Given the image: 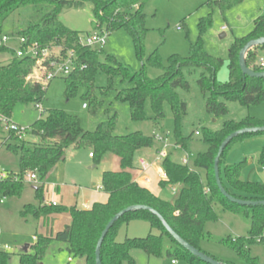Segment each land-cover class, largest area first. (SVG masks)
<instances>
[{"label": "trees", "instance_id": "1", "mask_svg": "<svg viewBox=\"0 0 264 264\" xmlns=\"http://www.w3.org/2000/svg\"><path fill=\"white\" fill-rule=\"evenodd\" d=\"M148 0H0V38L9 34L15 38H25V44H37L38 49L60 48L65 57L67 52L75 54V67L71 73L62 77L65 80V95L69 98L76 95L79 88L86 92L83 99L88 102L94 113L102 104L94 94V79L97 71H103L108 77V85L102 92L113 89V79L120 77L126 86L116 92V98L127 103L132 120H146L145 103L150 101L153 120L163 118V105L168 103L173 114L174 145L186 149V142L191 135L182 132V120L186 113V104L179 98L177 90H189V82L185 71L192 73L195 68L201 69L197 86L206 96V110L214 116L225 114L227 108L218 98L236 101L249 106L264 102V78L243 76L238 65L240 49L251 39L264 36V13L254 21L252 30L245 36L234 38L228 49V78L224 82L217 81V73L223 65V59L209 54L203 44V36L211 26V15L199 19L197 23V40L190 44L186 56L172 54L167 65L162 66L156 51L146 61L152 66L161 68L162 74L149 78L145 74L144 64L138 71L117 61L115 57L105 56L100 60L102 51L98 47H88L79 43L80 32L63 26L58 16L63 9L81 8L85 3L92 5L94 30H104L108 34L118 29H125L132 37L138 50L141 49L147 28L145 26L144 6ZM241 0H209L208 5H218L221 10ZM19 8H27L33 13L32 19L11 33H4L3 22ZM254 47L245 56L248 68L264 70L259 62H255ZM0 53H8L10 59L0 62V116L10 118L14 106L18 103L39 104L46 91L40 82L31 76L35 67V59L29 56L17 58L13 50L0 46ZM54 58L48 56L44 60L47 65ZM85 104V103H83ZM107 119L100 122L94 130H84L79 119L62 110L50 109L44 117L36 119L28 128L26 135L37 140L18 139L9 132V141H3L6 149L14 153L19 161V173H7L0 180V198L18 196L21 192L24 174L36 173L40 181L47 178L55 166L65 160L68 147H88L95 162L103 161L108 155L119 160L118 170L103 171L100 178L101 189L107 194L106 202H94L89 208L71 206H51L44 203L42 185L35 189L38 205L27 204L21 215H32L36 219L46 220L53 214L66 213L69 222L53 235L39 234L30 250L18 255V264H43L49 246L54 242L66 245L68 258L82 259L84 264H95V247L97 240L107 222L119 211L129 206L145 205L162 216L169 227L183 240L193 247L200 248L204 236V224L216 219L214 205L224 211H231L249 222L246 236L227 238L226 244L238 254L248 257L249 245L264 244V205L240 206L228 201L216 186L213 161L217 149L223 139L230 133L249 127L264 126V118L246 116L238 121H224L217 130H205L203 142L206 150L192 159V164H182L170 157L162 159L160 167L166 179L159 185L178 186L176 195L166 200L153 194L148 188L136 180L138 167L135 165L136 154L143 148L153 145L154 137L146 136L140 131L126 135L113 134L117 122V113L112 108L106 110ZM264 132L245 133L233 138L224 148L219 161V175L225 191L238 199L264 200V182H249L240 178L242 162L222 165V158L227 147L237 141ZM257 162L264 166V140ZM202 172V173H201ZM131 221L147 222L150 232L144 237L116 240L121 227ZM155 232V233H153ZM168 238L175 246L167 250L168 256L181 257L190 264H207L191 255L179 246L164 229L160 220L144 210H134L123 214L107 231L100 246L101 264H134L132 250L140 249L148 256H158L163 249L164 238ZM212 257V256H210ZM215 260L223 264L229 262ZM10 253L0 252V264H8ZM249 264H256L248 257Z\"/></svg>", "mask_w": 264, "mask_h": 264}, {"label": "rangeland", "instance_id": "2", "mask_svg": "<svg viewBox=\"0 0 264 264\" xmlns=\"http://www.w3.org/2000/svg\"><path fill=\"white\" fill-rule=\"evenodd\" d=\"M209 0H148L144 6L145 34L141 49L138 50L132 37L125 29H118L105 36L104 44L98 47L102 53L100 60L105 56H112L117 61L126 65L131 72L138 71L144 64L145 74L149 78H156L162 74V69L147 63V57L156 51L162 66L167 65L170 55L179 54L186 56L190 50V44L197 40V23L200 18L211 15V26L204 34L202 40L205 50L212 56L223 59V65L217 73V81L224 82L228 78L227 57L228 49L234 38L247 35L254 26L255 19L264 13V0H241L221 10L218 5H208ZM27 8H19L3 22V32L11 33L22 28L27 21L32 19L33 13ZM59 22L70 30L86 35L94 31V18L92 5L85 3L81 8L63 9L59 16ZM96 30V29H95ZM224 33V36H221ZM255 62L263 59L264 45L255 49ZM53 56H61L60 48L52 46L46 52ZM10 59L8 53H0V62L6 63ZM36 65L31 75L36 76ZM264 68V65H263ZM189 90H177L179 98L186 104V113L182 120V132L191 135L186 142V149L174 150L173 114L168 103L163 105V118L154 121L150 101L145 103L146 120L135 121L130 117L127 103L116 98V92L126 85L121 83L120 77L113 79V89L102 92L108 85L107 75L99 70L95 74L94 94L102 100V105L92 113L88 102L83 99L86 92L79 88L76 95H65V80L62 77L54 78L49 82L44 93V98L39 104L18 103L14 106L9 123L27 129L36 119L44 117L50 109L62 110L79 119L84 130L92 131L100 123L107 119L106 110L112 108L117 113V122L113 134L126 135L140 131L146 136L158 134L168 143L167 152L175 161H180L187 152L190 155L189 165L198 153L206 150L203 142L205 130H217L224 121H238L246 116L264 118V102L244 106L236 101H227L218 98L227 108L225 114L214 116L206 110V96L197 86V79L201 69L195 68L188 74ZM85 103V107H83ZM198 132L199 134H195ZM9 132L0 122V172L19 173L18 157L7 150L3 141H9ZM26 140L35 141L36 138L26 135ZM263 145V135L257 134L245 138L242 141L231 143L222 158V165H231L242 162L240 178L249 182H264V166L257 162V158ZM162 143L154 139L153 145L143 148L136 154L135 164L143 159L147 168L137 176L139 183L144 184L153 194L166 200H171L176 192H172L171 186L161 187L162 179L160 161L156 159L157 149ZM88 147H68L65 152V161L58 164L54 171L55 184L30 180L28 174L22 177L23 186L18 196H6L0 198V243L8 245L10 260L8 264H18V255L24 251L26 245H32L36 240L34 236L42 233L41 221L32 215H21V211L27 204L38 205L35 189L42 185V197L48 204L53 199L57 206L76 205L78 208L90 207L94 202H106L107 195L100 186V178L103 171L118 170L120 167L117 158L108 155L103 161L95 162L89 157ZM114 160L111 161V159ZM202 173V172H201ZM144 179H147L145 181ZM51 182V181H50ZM58 186V189H56ZM54 187V188H52ZM87 204V205H86ZM216 219L204 224V236L200 241V248L221 261L230 264H249L248 257L253 258L256 264H264V244L249 245L248 257L238 254L227 244V238L246 236L249 230L247 219L231 212L224 211L218 205H214ZM58 216V215H57ZM53 218V221L56 220ZM53 221L51 222L53 224ZM150 232L147 222L131 221L121 227L116 240L121 242L125 237H144ZM155 233V232H153ZM174 244L168 238H164L163 249L158 256H148L140 249H134L131 255L134 264H190L186 259L168 256L167 250H172ZM66 245L54 241L48 248L43 264H84L82 259L73 258L67 262L68 254ZM30 250V248H28ZM172 261H174L172 263Z\"/></svg>", "mask_w": 264, "mask_h": 264}, {"label": "built area", "instance_id": "3", "mask_svg": "<svg viewBox=\"0 0 264 264\" xmlns=\"http://www.w3.org/2000/svg\"><path fill=\"white\" fill-rule=\"evenodd\" d=\"M108 33L104 30H94L86 35H81L79 38V43L81 45H85L88 47H100L104 44L105 36ZM26 40L25 38H15L14 36H11L9 34H3L0 38V46L6 47L10 50H13L14 56L17 58H22L25 56H29L31 58L35 59V65H36V71L37 74L35 77L32 75L33 79H36L40 82L42 85V88H45L51 80L57 77H64L71 73V71L74 69L76 61H75V54L72 51L67 52L65 57L62 56H54L52 60H49L48 64L46 65L44 63V60L48 58V56L52 55L51 53L46 54L47 50L44 49H38L37 44H25ZM259 64L261 66L264 65L263 59L259 60ZM83 107H85V104H83ZM0 122L4 124V128L8 132H13L18 139H24L26 136L27 129H22L18 125L9 123L8 118H5L3 116H0ZM195 134H199L198 132H195ZM154 139L158 142L162 143V147L157 150V156L156 159L160 162L163 158H165L168 155L167 147L168 143L165 138L158 134H154ZM174 150H182L184 151L179 145H173ZM185 154L181 157L180 162L182 164H188L190 155L187 152H184ZM91 156V154H90ZM140 167L142 169H145L148 164L144 160L139 161ZM163 176L166 178V176L163 174ZM7 177V173L0 172V180H3ZM28 178L30 180H36L37 175L34 172H30L28 174ZM174 192V188L172 189ZM51 206H56L57 203L55 201H50L48 203ZM34 240H36V237H33ZM9 249L8 245H2L0 243V252H7ZM71 259L67 258V262H70ZM174 262V261H173ZM68 264V263H66Z\"/></svg>", "mask_w": 264, "mask_h": 264}, {"label": "water", "instance_id": "4", "mask_svg": "<svg viewBox=\"0 0 264 264\" xmlns=\"http://www.w3.org/2000/svg\"><path fill=\"white\" fill-rule=\"evenodd\" d=\"M225 34L222 33L221 36H224ZM264 45V36L263 37H259L256 39H251L249 40L239 51L238 54V65L241 71V74L243 76H249V77H255V78H264V70L261 71H255L252 70L250 68L247 67L246 63H245V56L246 53L253 49L254 47H258V46H263ZM257 132H264V126H260V127H249V128H242L239 130H236L232 133H230L229 135H227L223 141L221 142V144L219 145L216 155L214 157V161H213V172H214V178H215V182H216V186L218 187L220 193L230 202L238 204L240 206H255V205H264V200H243V199H238L235 198L231 195H229L225 189L223 188L222 184H221V180H220V175H219V167H218V161L219 158L224 150V148L227 146V144L236 136L238 135H242L245 133H257ZM134 210H144V211H148L151 214L155 215L160 222L162 223L164 229L167 231V233L172 237V239L179 245L181 246L183 249H185L186 251H188L191 255L195 256L196 258H198L199 260L203 261L204 263L207 264H223L218 260L213 259L212 257L206 255L205 253H203L202 251L198 250L197 248L193 247L192 245H190L188 242H186L185 240H183L177 233H175L170 227L169 225L164 221V219L162 218V216L160 214H158L155 210H153L152 208L145 206V205H134V206H129L125 209H122L121 211H119L118 213H116L105 225V227L103 228L97 243H96V247H95V264H101L100 261V246L101 243L104 239V236L106 235L107 231L109 230V228L125 213L130 212V211H134ZM27 250V245L24 247V251Z\"/></svg>", "mask_w": 264, "mask_h": 264}, {"label": "crops", "instance_id": "5", "mask_svg": "<svg viewBox=\"0 0 264 264\" xmlns=\"http://www.w3.org/2000/svg\"><path fill=\"white\" fill-rule=\"evenodd\" d=\"M263 140H264V138H263ZM157 150H159V149H157ZM89 157H91L90 156V152H89ZM92 158V157H91ZM114 158H116V157H114ZM114 158H112L111 159V161L112 160H114ZM140 160H143V159H139L138 160V164H135L136 165V167H138V169L139 170H137V172H136V180H137V176H138V174L140 173V172H142V171H144L145 169H142L141 167H140V164H139V161ZM65 161V160H64ZM58 166V164L55 166V168L49 173V175L47 176V178H46V181L45 182H48V183H52V184H55V179H54V171H55V169H56V167ZM161 172H162V169H161ZM164 179H166L164 176H163V172H162V179L161 180H164ZM145 181H147V179H144ZM51 181V182H50ZM137 182L139 183V181L137 180ZM140 185H143V186H145L144 184H141V183H139ZM146 187V186H145ZM52 188H54V187H52ZM147 188V187H146ZM175 189L174 190V192H176L177 191V188H178V186H173L171 189ZM56 189H58V186H57V188ZM98 189H101V186H99L98 187ZM172 192H173V190H171ZM106 194V193H105ZM107 195V194H106ZM52 201H55L54 199L52 200ZM56 202V201H55ZM87 205V204H86ZM84 208V207H83ZM85 208H89L88 206H86ZM84 208V209H85ZM58 215V216H57ZM55 216H57L56 217V220H54L53 221V218L55 219ZM40 221H41V225H40V227H41V229H42V233L41 234H43V235H53V234H55L57 231H59V230H61L68 222H69V216H68V214H66V213H61V214H53L52 216H50L49 218H47L46 220H42V219H39ZM53 221V224L51 223ZM34 237H36V236H34ZM28 246L29 245H27V248H28ZM172 263H173V261H172Z\"/></svg>", "mask_w": 264, "mask_h": 264}]
</instances>
